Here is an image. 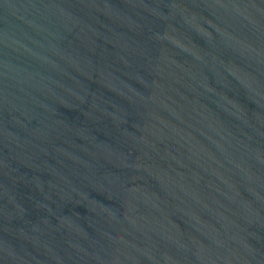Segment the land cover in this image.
<instances>
[{
    "label": "water",
    "instance_id": "obj_1",
    "mask_svg": "<svg viewBox=\"0 0 264 264\" xmlns=\"http://www.w3.org/2000/svg\"><path fill=\"white\" fill-rule=\"evenodd\" d=\"M0 264H264V0H0Z\"/></svg>",
    "mask_w": 264,
    "mask_h": 264
}]
</instances>
